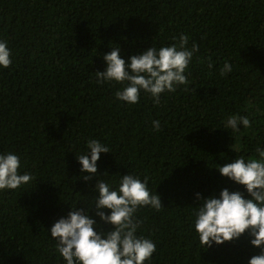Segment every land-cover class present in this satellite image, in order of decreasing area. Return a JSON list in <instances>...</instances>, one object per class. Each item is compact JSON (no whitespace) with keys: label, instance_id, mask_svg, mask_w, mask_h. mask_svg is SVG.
<instances>
[{"label":"trees","instance_id":"obj_1","mask_svg":"<svg viewBox=\"0 0 264 264\" xmlns=\"http://www.w3.org/2000/svg\"><path fill=\"white\" fill-rule=\"evenodd\" d=\"M181 34L189 48L199 44L187 90L162 93L159 105L141 91L130 105L115 96L123 85L97 83L113 47L127 62L178 44ZM0 40L11 53L9 68L0 67V153L14 152L20 174L34 177L0 190V264H66L52 224L74 206L88 209L96 231H109L93 205L95 184L99 177L118 189L126 173L147 177L161 199L159 211L136 213L137 235L156 244L145 264H248L259 253L247 232L202 248L194 221L196 193L218 197L227 188L250 198L218 167L264 149V0H0ZM226 61L232 71L221 76ZM231 115L252 126L232 132ZM89 139L110 152L85 181L77 156Z\"/></svg>","mask_w":264,"mask_h":264},{"label":"clouds","instance_id":"obj_2","mask_svg":"<svg viewBox=\"0 0 264 264\" xmlns=\"http://www.w3.org/2000/svg\"><path fill=\"white\" fill-rule=\"evenodd\" d=\"M188 42L189 37L181 34L178 44L158 49L151 46L140 54L131 55L127 62L120 57V48L113 47L103 56L106 69L95 72L96 81L98 84L115 81L123 85L115 93L119 101L137 104L143 91L159 105L162 93L175 92L179 85L187 90L189 81L185 72L199 51V44L193 41L189 48ZM10 65L7 41L0 40V67ZM208 67L212 68V64ZM231 71L232 65L226 61L219 74L225 76ZM152 126L155 131L161 129L159 120H153ZM240 126L245 129L252 126L248 116L227 118L225 127L232 132H239ZM86 147L88 151L77 156L81 172L88 173L82 177L85 181L97 175L100 153L110 152L106 144L96 139H89ZM255 151L259 158L239 156L218 167L222 176L243 185L250 198L227 188L222 189L218 197H202L196 193L197 201L202 203L195 209L194 228L202 248L231 242L247 232L252 237L251 245L260 249L249 258L248 264H264V149L258 147ZM20 168L18 155L11 151L0 153V190H15L33 181L34 177L28 172L20 174ZM95 192L96 215L112 228L107 232L96 231L97 221L89 215L88 209L73 206L66 217H60L49 229L50 236L57 241L56 250L66 264H145L151 261L156 244L137 235L141 221L136 213L142 207L159 211L162 204L159 194L148 189L147 177L141 180L126 173L121 176L118 189L98 177ZM104 209L110 212L106 214Z\"/></svg>","mask_w":264,"mask_h":264}]
</instances>
